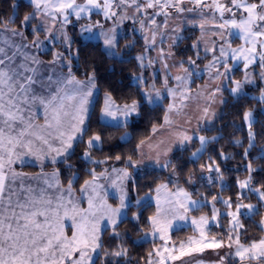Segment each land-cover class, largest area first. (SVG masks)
<instances>
[{"label": "snow or ice", "instance_id": "obj_1", "mask_svg": "<svg viewBox=\"0 0 264 264\" xmlns=\"http://www.w3.org/2000/svg\"><path fill=\"white\" fill-rule=\"evenodd\" d=\"M191 3L195 7L184 8L181 5ZM32 11L27 12L22 18L17 12L19 4L12 5L13 14L7 20L0 18V264H121V259L127 256V249L118 246L116 249H106L102 241V231L105 222L113 226V238H119L115 232V227L119 222L127 219V212L131 207H139L144 197L135 200L132 204L129 195L132 187H125V180H132V174L126 169L132 168L141 176L149 175L155 168H167L170 160L161 163L159 154L155 158L147 156L142 151L140 159L133 160L131 156L125 161L126 168L116 169V180L112 181V187L118 188L119 205L113 207L107 203L108 192L105 189L103 194L99 189L103 186L96 183L100 178L96 173L90 172L92 180H86L79 189L80 199L75 198L74 184L78 180L76 174H72L64 187L59 180V172L50 174L44 173L29 175L17 170V165L25 166L33 161L41 162V169L44 162L57 163L69 158V151L73 148V142L83 137L88 132L86 120H90L89 104L90 97L95 89V73L88 76L86 81L77 80L72 73L71 60H78L79 49L72 52L73 41L63 32V29L71 22L70 17L75 16L76 20H91L92 14L102 15L104 20H113V26L105 28L101 21L87 23L81 26V36L85 40L92 39L86 36L94 29L99 30V36L103 38V48L106 56L123 62L124 52L134 47L135 41L123 45L121 51L122 37L118 31V23L124 20H132L133 24H140V30L147 29L145 19L148 23L159 27H167V18L171 15L168 9H174L178 13L193 12L196 8H211L213 16V47L206 48L205 52H219V56H213L209 68H215L214 79L223 83L211 93L215 97L216 92L224 89L229 91L234 97L242 98L243 89L246 84L255 83L250 78L247 69L259 60V67L264 69V0H211V5L206 0H85L84 3H77V0H29ZM132 9L131 15L128 10ZM147 9H158L151 16H147ZM219 13L220 22H215V14ZM225 13L229 15L226 17ZM239 14V16H238ZM165 16L163 25H157L155 16ZM202 15V13H201ZM19 19V25L16 21ZM206 19V18H205ZM59 22L61 35H57L54 29ZM33 24L35 26L33 27ZM9 25H12L9 27ZM201 29L204 23L200 24ZM31 29L34 37L28 40L26 30ZM151 31V29H148ZM235 30V31H233ZM137 29L133 28V32ZM40 33H44L45 40L40 39ZM7 34V35H5ZM16 37L20 40L17 42ZM229 37H236L243 40L238 48H233L232 40ZM146 42L145 51L150 50L156 43V32L151 31V40L148 36L143 37ZM177 40L179 37L176 38ZM60 43L64 52H56L52 59L43 60L40 53L46 51L45 43ZM175 43V41H174ZM198 47V45H193ZM35 49V51H32ZM163 52V49H161ZM67 54V55H66ZM199 59V53H197ZM67 59V63L65 60ZM140 62V67H145L143 54L135 57ZM229 59L239 62L243 60L245 75L243 80H233L232 73L234 67L229 66ZM181 62V67H183ZM187 63L195 65L196 61L189 59ZM167 67V65H165ZM68 69L67 75H63L62 70ZM220 68L224 71L221 72ZM58 69L60 71H58ZM184 71L189 76L198 75L195 71L185 68ZM142 80V76L136 77ZM182 81L185 77H176ZM260 79L264 81V71L260 73ZM233 85L228 88V85ZM167 85V80L165 81ZM170 93L174 90L168 89ZM156 97L160 96L157 91ZM143 100L147 103H154L152 94L142 93ZM259 103L264 104V90H261L257 98ZM226 103V101H221ZM169 105V111L172 109ZM140 103L133 101L130 105L117 106L111 95H106L105 104L101 110V117H111L116 121L115 126L120 125L118 118L123 116L126 124L127 118L138 112ZM261 111H264L262 109ZM207 116L208 108L204 109ZM215 116V114H213ZM44 119V124L39 125L36 120ZM243 120L248 124V147L244 151V157L250 154V149L254 148L256 133L252 129L253 111L243 112ZM101 122H104L103 120ZM165 122L170 123L167 117ZM209 123V121H205ZM155 131V129H154ZM121 137V139H125ZM182 148L187 150V145L195 140L199 141L200 147L192 152L189 159L195 163L203 155L206 145L216 142L219 138L212 137L210 140L204 136H197L193 132L192 136L182 134ZM53 140L59 141V146H54ZM101 143V135L93 134L87 141V148L92 149ZM143 141L137 147L143 145ZM235 144L243 146L242 141H235ZM151 147V145H149ZM264 159V148L261 150ZM55 153V155H52ZM167 155V152L164 153ZM85 159L90 160V152L83 153ZM146 157V158H145ZM230 157L221 154V159L227 160ZM117 161L121 157H115ZM100 163V161H95ZM71 168V165H69ZM207 168L209 175L203 177L209 185L216 183V176L220 178L221 189L225 187L223 173L220 166L209 157V162L201 165V173ZM249 176L243 181H237L238 191L235 198L221 200L234 211L227 213L231 219L230 232L237 228H243L241 217L251 218L253 214H259V209L264 208V184L253 187L251 173L264 171L255 169L251 163L245 166ZM215 173L216 176H213ZM103 175V173L101 174ZM28 181L39 182L35 187ZM172 182L171 180L169 181ZM134 183V182H133ZM186 183L194 185V181L189 178ZM259 183V182H257ZM151 187V185H146ZM167 184H161L155 188L157 193V213L150 217L152 235L160 233L159 238L166 240L167 233L173 228L172 220H184L186 217L182 213H187L191 208H199L205 205L203 197L192 199L195 194L183 188H178L175 193L169 192L165 203L169 205L167 209L160 204L159 194L162 190H167ZM54 189V191H53ZM255 196L257 203H244ZM87 200V208L80 205ZM217 196H212L213 201H217ZM182 210V213L179 211ZM172 213V220H169L168 213ZM216 211L213 208V219ZM140 213H133L132 220L138 221ZM193 224L202 225L207 223L206 217H201L199 221L193 220ZM260 225L264 230V218ZM71 229V235L67 230ZM227 247L231 249L235 243V257L240 261H257L264 264V238L252 241L245 246L240 242L239 234L233 240L231 234L228 236ZM223 240L215 237L209 239L203 229H200L199 238L190 237L188 241L181 242L179 246H165L163 251L156 250L150 252L151 258L154 254L159 257L156 264H167L168 261L180 260L183 256L191 255L193 252H203L206 248L219 249L224 247ZM232 256L230 252L226 254ZM224 257H221L220 264H224ZM125 264H130L126 260ZM147 264H153L149 259Z\"/></svg>", "mask_w": 264, "mask_h": 264}, {"label": "rangeland", "instance_id": "obj_2", "mask_svg": "<svg viewBox=\"0 0 264 264\" xmlns=\"http://www.w3.org/2000/svg\"><path fill=\"white\" fill-rule=\"evenodd\" d=\"M84 2L85 0H77V3H84ZM221 2L226 3L227 0H221ZM206 3L211 5V0H206ZM181 6L184 8L195 7L191 3H185ZM155 11H158V9H147V16H151ZM168 11L171 13V15L167 18L166 28L165 27L157 28L155 25L149 24L146 16L141 17L145 19V23L147 24V29L144 31L140 30L139 23H136L134 25L132 20H124L118 23V31L122 37H125L124 39L121 40V51H124L123 49L124 44L129 43L131 41H135L134 47H132L129 50L135 52L137 48H140L141 50L138 51L141 52L137 51L138 53L137 52L134 53L135 55L134 58L141 54L145 56V60L143 61L145 67H140V62L136 60L141 70L137 75L134 76L133 82L140 87L141 94L150 92L155 102L151 104L147 103L143 100V97H142V101L140 100L141 102L140 101L137 102H139L140 104L143 102L144 104H147L150 107L160 105L165 108V114L161 125L155 126L152 129L150 136L145 140H143L144 142L143 145H141L140 148L137 147L136 157L133 158L134 161L140 159V152L142 151L147 156H151L153 158H155L157 154H159V159L161 163L165 162L166 160H170L171 162L173 152L178 149H183L182 138H181L182 134L192 136L193 132H196L197 136H203L201 135L200 131L205 128L212 129L216 125L217 120L221 117L225 105V103H221V101L222 100L227 101V98H234V99L237 98L234 97L226 89L220 92H216L214 98L211 95L213 90L218 86H221L223 83L222 78L220 80L214 79L216 74V69L208 67L213 60V56L214 55L219 56V52L218 51L216 52L209 51L207 53L205 52L206 48L210 49L213 47V40H217V37L213 36V31L215 30L213 27V16H212L213 10L211 8H203V9L196 8V10L193 12L185 11L183 13H178L174 9L170 8L168 9ZM131 12L132 9H129L128 10L129 15H131ZM228 15H229L228 13H225L226 17ZM70 20L71 22L66 25V27L63 29V32L66 33V35L72 41L73 38L70 35V25L75 24L77 27V33L82 41L100 42L102 47H103V38L99 36V30L94 29L92 33L85 34L86 36L93 37L92 39L85 40L81 36V26L87 23H94L96 20L101 21V23L104 24L105 28L113 26V20L105 21L102 15H97L95 14V12L92 14L91 20L81 19L77 21L75 16L70 17ZM155 20L157 25H163L165 21V16L163 15L155 16ZM215 22L216 23L220 22L219 13L215 14ZM201 23H204L203 29H201L200 27ZM34 26L35 24H33V27ZM133 28H136L137 31L133 32ZM186 28L191 29L192 31L191 34L192 37L194 38L193 45H198V47H193L194 48L193 55H191L190 57L182 58L187 53L186 51L187 49H185L186 47L184 44L185 42L182 39L183 31ZM148 29H151V31L156 32V43L150 50L145 51L146 42L143 37L148 36L149 41L151 40V31H149ZM54 31H56L57 35H60L61 40H63L64 37L63 35H61L59 22H57ZM177 37H179L178 40L176 39ZM31 38L33 39L34 37L31 35ZM2 39L3 37H0V40ZM40 39L42 41L45 40L44 33H40ZM229 39L232 40L231 46L233 48H238L241 46V44H238L241 42V39L236 37H229ZM15 40L19 42L20 38L16 37ZM71 47H72V52L75 53L77 48L76 47L73 48V44ZM45 48L46 51L43 52L46 53L47 55L45 58L50 57V59H52L54 53L65 51L63 45L60 43L53 44L46 42ZM161 49H163V52H161ZM32 51H35V49H33ZM197 53H199V59L197 58ZM189 59L195 60L196 61L195 65L190 66L187 63ZM181 62H184L183 67H181ZM65 63H67V59L65 60ZM72 65H73V60H71V67ZM165 65H167V67ZM229 66L234 67V71L232 73V79L243 80L246 71L244 68L243 60L237 62L229 59ZM185 68H188L190 71L194 70L195 73H198V75L189 76L188 73L184 71ZM66 69L67 68H64V70ZM220 71L223 72L224 69L220 68ZM261 71H264V69H261L259 67V60H257L255 64L250 65L249 68L247 69V72L250 74V78L254 80L255 83L246 84L243 89L244 95H248L251 98H255L257 101H258L257 98L260 96L261 90H264V81L260 79ZM138 76H142L143 79L138 81L136 79V77ZM177 76L185 77V79L179 81L176 79ZM87 78L88 76L83 79L80 78L77 79L86 81ZM166 80H167V85H165ZM95 85L97 90V94L95 97V101H96V99L99 96V90L96 84V80H95ZM232 86L233 85L229 84L228 88ZM168 89H172L174 90V92L170 93ZM157 91L160 93L159 97H156L155 95ZM104 95H109V94L103 93L101 95V106L103 103ZM112 100L115 103H117L113 98ZM164 100L166 101V104L164 103ZM132 102L133 101L123 104L117 103V105H125V104L130 105ZM94 103L91 107V110L94 106ZM169 105L173 106L171 111H169ZM205 108H208L207 116L204 113ZM262 109H264V105L261 107V110ZM262 112L264 113V111ZM138 114H139V110L138 112L132 113L131 115L136 116ZM213 114H215V116ZM99 117H100V112H99ZM165 117H167L170 123L165 122ZM119 120L121 123L124 124L125 120L123 116H121ZM254 120L255 118L253 114V122ZM205 121H209V123H205ZM244 123L246 128H248V124L245 121ZM87 124H88V120L86 121V125ZM154 133L155 136H153L152 139H149ZM125 134H127L126 136L127 138L128 132H125L123 135H121V137H125ZM204 137L208 138L207 136ZM89 138L85 140L86 144ZM82 139L83 137L80 138V140L76 141V143L73 146V149L75 145ZM101 145H102V141L100 146ZM149 145H151V147H149ZM192 146H193V142H190L187 145L188 148ZM199 147L200 144L199 141L197 140L196 148L194 149V151ZM165 152H167L166 156L164 155ZM102 161H106V160H102ZM111 162L112 165L108 166L110 165V162L107 161L108 168H105L104 171L101 170L103 171L102 172L103 175H101L102 173L96 175L100 177L97 181L103 186V189L106 190L112 189L110 191H107L108 194H111V192L114 194L113 196L110 195L111 202L108 201V204L112 205L113 207H117L120 202L119 201L120 192L118 188L112 187V181L116 180V177H114L115 175L114 171L110 170L107 172L106 170L112 167L118 169H124L126 168V164L125 161L123 163L117 160ZM57 163H55L54 165H56ZM54 165L46 164L45 167L43 168L49 169L53 167L57 169ZM27 167L32 168L31 166H25L23 169L27 171H32L33 174L37 173L38 171L36 170L37 169L39 170L40 168V167L38 168L33 167L35 168V170H31V169H27ZM176 169L177 168L176 167L174 168L172 164H170V166L167 168L154 169L158 171L160 170L167 171V179L156 186L158 187L161 184L168 185L167 190H162L161 193L159 194V200L161 206L165 209L169 207V205L165 203V199L168 198L167 194L169 192L175 193L178 188H183L186 191L192 192L193 187H195V194L192 196V199H200L201 197H203L206 201L205 205L199 208H191L187 213H182V210H179L186 217L184 220H179V219L172 220V213L169 212L168 218L169 220H172L173 228L168 231L166 240H161L159 238L160 233H157L155 236H153L152 227L150 224V229L138 235V238H136L134 242L135 243H140L143 241L152 242L153 249L151 250V252L155 253L156 250L163 251V248L166 245L169 247L173 245L178 247L181 242L186 243L190 237L198 239L200 236V229L202 228L205 235L209 239L215 237L217 240H223L225 246L219 249L206 248L203 252H193L191 255L183 256L180 260L168 261L167 264H220L221 257L225 258L224 264H258L257 261L245 260L241 262L239 257H235L234 255L235 247H236L235 243H233V247L231 249L227 247V244L229 242L228 241L229 234L232 235L233 240L235 239L237 234H239L240 242L245 246L249 245L252 241H258L259 239L264 238V230H262V226L260 225L261 219L264 218V208L259 209V214L257 219L254 216L255 214H253L251 217L253 220H255L254 223L256 224V226L261 230V234L257 236V238L254 237L251 239L249 238L251 234L250 233L251 230L253 231V227H250L248 231L245 230L247 226L244 224L243 219L246 217H241V223L243 224V228H237L236 231L230 232L232 218L228 216L227 213L234 211V208H229L224 203L220 202L221 200L229 199V197L222 196L221 193L217 192L218 190L221 189L220 178L216 176L215 173H212L213 176H216V183L209 185L206 181L202 180V175L203 177H207L209 175L207 168L203 170V174L201 173V168H200L195 173L193 171H190L189 175L184 180H182L178 175V173H176ZM126 170L132 174V179L135 178L137 175H139V173L134 172L132 168H127ZM106 172L108 174H106ZM248 176L249 173L247 174V176H245L243 179L239 181H243L247 179ZM189 178H191L195 182L194 185H190L186 183V181ZM90 179L92 178L89 177L87 180ZM170 180L172 181L171 183L169 182ZM128 181L129 182L124 181L126 188L131 187L130 182L132 180H128ZM116 182L117 184L120 183L118 180ZM223 182L225 185L226 183L224 179ZM60 183L64 187H67V183H63L62 180ZM81 186H83V184ZM155 188L153 190L143 192L139 196L135 195L132 198V204H135L136 199L144 198L146 196L149 197L148 199L142 200L141 207L143 205H147L148 203H152L154 205L155 213L150 217L155 216L157 213V193L155 192ZM214 190L216 191L215 194L212 193ZM100 191L101 194H103L104 190H100ZM208 191L212 193L213 196H217L218 198L217 201H213L212 198H208L209 197L207 196V194L209 193ZM74 192L75 194L79 193L76 192L75 190ZM252 197H253L251 198L252 200H247V201L245 200L244 203L256 204L257 200L255 196ZM80 206L83 208H87L86 206H83V203ZM213 208H215L216 211L215 219H213ZM201 217L207 218L206 224L197 225L192 223L193 220L199 221ZM251 218H247V219H251ZM105 223L109 225H107L103 229L102 234L105 229H113V226L110 223L108 222ZM181 229H185V231H182ZM230 252L233 255L227 256L226 254ZM149 259L152 260L153 264H156L159 257H157L154 254L150 258L148 255L147 260L144 261V264H147V261Z\"/></svg>", "mask_w": 264, "mask_h": 264}, {"label": "trees", "instance_id": "obj_3", "mask_svg": "<svg viewBox=\"0 0 264 264\" xmlns=\"http://www.w3.org/2000/svg\"><path fill=\"white\" fill-rule=\"evenodd\" d=\"M249 1L254 2V0ZM14 3L19 4L18 9L15 11L20 18L27 12L32 11L28 0H0V18L7 20L12 16V5ZM16 24L19 25V19L16 21ZM30 33V29L26 30L29 41L32 40ZM191 33V29L186 28L183 31L182 39L185 42L187 53L182 58L190 57L194 53V38ZM70 35L73 38V48L79 49L78 60L72 59V73L75 77L83 79L94 72L99 90V96L90 112L87 134L83 135V139L75 145L69 158L54 165L58 169L63 183H67L73 173L78 176V180L73 187L76 192H79L83 182L91 177L90 172H99L108 168V166L112 165L111 161L116 160L115 157L117 155L121 157V160H119L121 163L126 161L129 156L132 159L135 158L137 146L141 141L150 136L155 126L161 125L165 108L160 105L150 107L142 102L139 114L133 116L122 126H112L101 122L99 112L101 95L103 93L110 94L119 104L142 101L141 89L133 82L134 76L141 70L134 58V53L141 49L137 48L135 52L130 50L124 52L123 62H119L106 56L100 42L82 41L77 33L75 24L70 25ZM41 56L45 58L47 55L41 52ZM46 59L49 60L50 57ZM164 103L166 104L165 100ZM263 105L248 95H243L239 99L227 98L223 113L217 120L216 125L212 129L205 128L200 131L201 135L207 136L209 140L212 137H218L219 139L214 143L206 145V150L199 160L193 163L189 159L191 153L196 148L197 140L193 141V146L187 147V150L178 149L173 152L171 164L174 168H177L176 173H178L180 178L184 180L190 171L197 172L201 168V165L209 162V157H211L220 166L224 176L223 179L226 183L223 190L220 189L217 192L221 193L222 196L235 198V194L238 191L237 181L243 179L248 174L245 166L251 163L255 169H264V159L261 158L262 153L260 151L264 148V113L261 111ZM250 109L253 111L255 118L251 130L256 133V146L250 149L249 156L245 158L244 151L248 147L249 129L245 126L243 112ZM125 132H128V137L121 140L120 137ZM93 134L101 135L102 145L88 149L85 140ZM238 140L243 142V146L234 143ZM86 150L90 152L91 160L84 158L83 153ZM222 153L230 158L227 160L221 159ZM99 160H101L100 163H95V161ZM107 161L110 162L108 166ZM69 165H71V168H69ZM27 169L35 170L33 167H27ZM251 175L254 187L264 184V171L253 172ZM166 179V170L158 171L153 169L149 175H137L130 182L132 187V191H130L131 200L135 195L139 196L143 192L153 190ZM146 185H151V187L149 188ZM212 193L215 194L216 191L214 190ZM212 193L209 192L207 194L208 198H212ZM140 207L130 206L131 210L127 212V219L117 224L115 232L119 234V238H113V229H105L102 234V241L106 249L114 250L118 246H123L127 249V256L121 259V264H125L126 260H130V264H144L148 254L153 249L152 242L150 241L134 242L138 238V235L150 229L148 218L155 213V207L152 203ZM133 213H140L138 221L132 220ZM254 216L256 219L258 218V214ZM243 222L247 226L246 231L250 227H253V231L251 230L250 232V239L253 237L257 238L261 234V230L254 223L255 220L244 218ZM181 230L185 231V229Z\"/></svg>", "mask_w": 264, "mask_h": 264}, {"label": "crops", "instance_id": "obj_4", "mask_svg": "<svg viewBox=\"0 0 264 264\" xmlns=\"http://www.w3.org/2000/svg\"><path fill=\"white\" fill-rule=\"evenodd\" d=\"M9 27H11V25H9ZM243 43V41L241 40V42L240 43H238V44H242ZM238 44H236V45H238ZM40 57L43 59V60H45V61H47L48 59H46V58H44V57H42L41 56V53H40ZM59 70V69H58ZM60 71V70H59ZM62 73H63V75H67V73H68V69H66V70H62ZM77 79V78H76ZM77 80H80V79H77ZM81 81H85V80H81ZM96 94H97V90H96V87H95V89H93V95H92V97H90L89 99H90V104H89V112H90V110H91V107H92V105H93V103H94V101H95V97H96ZM105 97H106V95H104V97H103V103H102V106H101V109H100V120L102 121H104L103 123H105V124H107V125H112V126H115L116 125V121H113L112 120V118L111 117H107V118H102L101 117V110L103 109V107H104V104H105ZM114 102V101H113ZM115 103V102H114ZM116 105H117V103H115ZM117 106H123V105H117ZM118 115V118H120L121 116L119 115V114H117ZM133 117V115H130L128 118H127V120H126V123L131 119ZM124 120H125V118H124ZM87 121V120H86ZM36 123L37 124H39V125H43L44 124V119L42 118V116H41V118H39V119H37L36 120ZM125 124V123H124ZM123 123H120V125L119 126H122V125H124ZM153 136H155V133L151 136V138H149V139H152V137ZM126 139V138H125ZM78 140H80V139H77L76 141H78ZM76 141H74L73 142V146H74V144L76 143ZM53 142V144H54V146H59V141L58 140H53L52 141ZM100 144L101 143H99L98 145H97V147L98 146H100ZM72 150H73V148L69 151V154L72 152ZM52 155H55V153H52ZM60 159L61 158H58V162L60 161ZM54 165L55 163H51V162H44L43 163V167H45V165ZM25 166H31V167H40L39 168V170L37 169L36 171H38L37 173H35V174H33L32 173V171H27V170H25V169H23ZM25 166H20V165H17V170L18 171H22V172H24V173H27V174H29V175H36V174H39L40 172H41V170H43V172L44 173H48V174H50V173H52V172H54V171H58L57 169H55V168H53V167H51V168H49V169H47V168H42L41 169V162L40 161H33L31 164H29V165H25ZM116 169H118V168H116ZM113 171V167L112 168H110V169H108V170H106L107 172L108 171ZM104 171V170H103ZM103 171H100V172H95L96 174H101ZM35 172V171H34ZM59 172V171H58ZM106 172V174H108ZM114 177H116L117 178V173L116 172H114ZM113 177V178H114ZM91 178H92V176H91ZM59 180H60V182H61V179H60V174H59ZM90 180H92V179H90ZM116 181H117V179H116ZM125 182H129L128 180H125ZM124 182V183H125ZM28 183H31L34 187L39 183V182H37V181H28ZM96 183L97 184H99V185H101L98 181H96ZM84 184V183H83ZM82 187V186H81ZM99 190H105V189H99ZM110 190H112V189H107V191H110ZM53 191H54V189H53ZM110 195L111 196H113L114 194L111 192V194H108L107 195V203H108V201H110L111 202V198H110ZM75 198L77 199V200H79L80 199V192L79 193H77V194H75ZM83 206H88L87 205V200H86V198H85V200H84V202H83ZM107 225H109V224H107V223H105L104 224V226H103V229L107 226ZM67 232H68V235H71V229H68L67 230Z\"/></svg>", "mask_w": 264, "mask_h": 264}]
</instances>
